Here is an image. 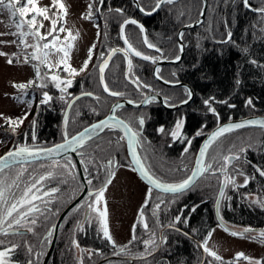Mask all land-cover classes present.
<instances>
[{"label":"trees","instance_id":"obj_1","mask_svg":"<svg viewBox=\"0 0 264 264\" xmlns=\"http://www.w3.org/2000/svg\"><path fill=\"white\" fill-rule=\"evenodd\" d=\"M138 2L145 10H151L156 0ZM98 3V0H93L91 4V19H94L99 28L98 38L94 44L99 50L97 55H93L92 61H89L90 70L80 72V68L77 70L79 74L74 77L62 70H54L58 71L62 79L73 81L67 92L63 93L65 99H59L61 92L55 93V88L54 90L48 87L47 92L53 100L42 105L41 95L34 98V105L37 107L27 112L26 119H23V123L19 124L15 131L7 121L0 125L2 137L7 135L10 137L8 134L10 132L11 136L23 141L27 139L28 146L36 147L62 140L64 138L62 120L67 102L73 95L85 90L91 91L93 95L80 97L73 102L67 113L68 123L64 128L68 135L103 116L113 100L119 97L129 98L131 101L140 100L144 95L141 92L144 91L160 93L164 101L168 98L167 104L187 99L186 87L162 84L151 74L153 64L151 61L131 57L133 62L131 78L137 75L141 84V87L137 88L124 76L126 59L122 53L112 57L105 71V82L112 91H119L124 95L111 96L101 87L97 66L102 59V53L105 56L111 47L121 44L119 26L129 17L136 18L144 25L149 42L155 44L161 51L147 48L138 26L129 24L125 28V33L137 50L157 58L176 57L180 51L176 32L183 24L193 21L202 6V0H175L172 4L164 3L154 14L148 16L141 15L135 9L132 0H104L97 6ZM249 4L251 7L247 8L242 0H208L204 21L199 26L182 32L185 50L181 61L159 67V76L172 81L181 80L191 86L194 97L189 103L180 108L167 109L152 101L153 103H149L145 108L123 106L115 111L134 131L141 128L138 118L141 116L144 118L145 123L140 135L146 141H142L141 148L146 144L149 146V155L144 160L163 182L177 183L189 175L201 140L215 125L246 115L264 114V16L253 10L264 7V0H249ZM117 8L123 9V13H117L115 11ZM229 32L232 34L230 40L227 35ZM144 84L150 87H142ZM35 87H29L28 90ZM96 97H99V100ZM208 99L212 100V107L216 109L215 114L204 104ZM249 99L250 105L247 103ZM24 117L25 115L21 118ZM181 118L184 119L182 134L180 138L174 140L170 132L174 129L176 121ZM160 127L164 128L163 133L158 131ZM198 132L201 134L197 135ZM33 133L35 139L32 138ZM120 137L119 129L105 128L98 136L79 148L78 154L86 178L92 180L89 185L96 187L102 185L107 173V169L102 166L109 160L114 161V171L124 165L131 166L125 141L119 140ZM188 141H191V144ZM215 146L238 152L240 159L235 160L232 166H238L236 170L246 174L248 178L246 185L241 182L235 187L225 189V196L221 199L219 207L222 219L233 226L264 229V207L257 203V200L248 197L254 194L258 201L264 202V176L256 170L257 168L264 170V128L244 127L226 133L210 146L206 159L207 156L210 157ZM186 147L187 152L184 151ZM241 148L246 151L240 153ZM4 149L5 147L1 150ZM141 155L143 156L142 153ZM64 160L66 162L69 158ZM50 161L46 167L49 166L50 171L56 175L43 182V187L64 190L54 194L55 198L48 206L51 211L46 212L48 219L39 217L33 232L0 235V239L5 241L3 247H11L13 243L18 245L9 259H18L22 263L31 259L35 260L36 264H41L50 242L48 231L54 225L59 211L74 198L82 186L76 166L69 176L64 171H58V166L53 164V160ZM206 161L208 162L205 160V163ZM41 162L47 161L32 162L22 165L21 168L33 169ZM21 168H16V171ZM38 174L35 173L34 178H38ZM222 178V172L212 168L200 176L194 186L183 194L174 196L154 192L155 195L162 194L165 199L160 208L155 209L160 199L152 203L154 197L152 195L148 200L150 204L147 202L144 206L147 209V229L139 224L134 232L137 239L132 240L131 236L127 243L116 244V247L103 237L95 220L89 226L81 221L82 213L79 209L80 214L73 217L72 223L59 228L48 264H81V261L82 264H129L127 259L114 254L119 247L125 245L127 246L125 253L135 257L131 264H199L202 243L218 224L214 213V201ZM71 188L76 189L75 193L62 201L63 193ZM193 208L195 211H192ZM177 215L181 216L179 222L175 221ZM170 223L174 224V227H168ZM149 239H154L157 245L154 250L152 245L147 246L151 255L146 254V246L143 243ZM74 240L78 242L79 247L73 244ZM28 246L33 249L31 254L27 251ZM261 260H264V257ZM213 264L220 262L213 261Z\"/></svg>","mask_w":264,"mask_h":264},{"label":"snow or ice","instance_id":"obj_2","mask_svg":"<svg viewBox=\"0 0 264 264\" xmlns=\"http://www.w3.org/2000/svg\"><path fill=\"white\" fill-rule=\"evenodd\" d=\"M99 3H103L104 0H98ZM172 4L174 0H156L154 6L151 11H146L144 7H142L139 2H137V7L141 12H144L146 15H151L153 12L160 9V7L164 4ZM242 3L245 7L250 8L249 0H242ZM89 11L85 15L84 18L91 19L92 18V5L89 4ZM7 10L10 14V19L12 20V25L16 32L9 33L12 35H18L21 38L27 37L31 35L36 43L29 45L25 39H21V43L24 48H32L33 51L31 54H26L24 57V62L28 63L30 61H37V64H34L36 79L41 81V83L37 84L36 80H30L27 83H19L14 84L13 87L25 90L29 87L36 86L39 88H46L47 83L46 80H50V82L54 85L56 89H59L61 92V96L59 99L64 100L65 97L63 93H66L68 88L71 87L73 81L72 79H62L58 74V71L54 70H62L67 72L70 76L78 75V71L71 66L69 63L71 49L74 47V42L78 38V33L73 34L70 29H66L63 26L64 18L67 16V7L63 3V0H52L50 6H40L39 0H0V11ZM57 10V11H54ZM261 13L264 16V7L254 9ZM117 13L122 14L123 9L117 8L115 9ZM51 13V14H50ZM44 21H49L51 27L48 29L47 33H42L41 29L44 26ZM137 25L140 32L144 33L145 29L142 24H139L135 19H124L120 24V36L124 41L126 47L123 48H112L107 54V58H103L104 54H101L102 63L99 64V79L100 83L103 86L104 92L108 93L111 96L119 97L124 95V93L119 91H112L108 84L105 82V69L108 68L109 62L112 57L117 53H123L126 61H127V73L126 77L131 80V83L135 84L137 88L141 87L138 78L132 79V69L133 62L130 58L131 55L136 57H140L145 61H151L153 64L156 63L157 57L145 55L143 52L137 50L133 44L129 41L128 36L125 33V28L127 25ZM25 27L27 31H25ZM67 32V35L64 37L63 42L60 39L58 33ZM228 39H231V32L228 34ZM180 38H183V33L179 34ZM51 37V39H49ZM15 42V41H13ZM43 42V43H41ZM143 43L149 49H155L157 52L161 50L153 43L149 42L147 35L143 36ZM95 48V44H93L89 48L88 59L84 61L82 68L79 70L83 72L88 68L89 61L92 59L93 50ZM179 50L183 51V45L179 46ZM0 55H7L6 53L0 52ZM15 55V54H13ZM52 56L58 57L54 62L51 59ZM175 59L178 61L180 56L177 55ZM9 64L13 63V60L10 58L7 61ZM252 63H256V61H252ZM41 66H44L48 71L42 74ZM160 69H156V74L159 75ZM49 73H51L49 75ZM144 88L150 87V85L144 84L142 85ZM185 93L187 99L181 100V104H187L189 100L192 98V92L185 88ZM86 96H92L93 93L87 92L83 93ZM77 97L76 99H78ZM99 100V97H96ZM156 99L153 97H146L142 103H151ZM53 100V97L47 92L44 91L42 93V99L40 100V104L46 105L50 101ZM129 104L133 103V101H128ZM165 103H168V98H165ZM249 105L251 104V100L249 99L247 102ZM204 104L208 106V110L212 113H216V109L212 107V100L208 99L204 101ZM170 107H176L175 104H169ZM72 104L68 103V108H71ZM123 107L121 104H116L112 108V115L108 116L106 119L99 121L98 123L92 124L90 127H86L82 132L77 133L76 135H72L69 137L67 131L64 132V142L60 144H56L54 147L49 148H32L27 145L18 146L14 150H10L5 157H0V173H3L6 168H10L12 164L16 163L18 159L27 160L29 158L38 159L42 153L46 154H58L60 151H67L71 149L72 151H76L78 148H81L85 145L88 140H91L92 137L97 134V130L103 131L105 128L115 130L121 129L124 132V135L119 138V140L127 139V148L128 152L131 156V166L133 171H139L140 175L148 182L151 186L148 188V192L146 195V201L151 199L153 189H159L165 193H172L174 196L183 194L185 191L190 190L192 186H194V182L197 177L202 176L204 173L212 170V165L205 163V156L210 148L216 141H218L221 137H223L226 133H230L236 129L244 128L246 126L258 125L261 128H264V120H247L240 123H231L227 125H223L218 127L215 131H213L209 138L205 141L203 147L200 149L199 156L196 159V167L192 170L191 175L187 176V178L181 180L177 183H166L163 182L160 178H158L155 173L151 171L150 166H147L144 162V159L137 152V145L140 144V133L139 131H134L130 124L123 119L118 118L115 115L116 109ZM27 113L24 118L20 119H12L10 117L5 118L7 123L11 126L12 130L19 126V124L23 123V119H26ZM65 126L68 123L67 114L64 117ZM144 118L141 116L138 118V124L141 126L144 125ZM184 127V119H178L175 123L174 129L170 132V136L175 140L181 137L182 129ZM159 132L163 133L164 128L160 127L158 129ZM201 133H197L200 135ZM33 139H35V134L33 133ZM119 143V141H117ZM191 144V141H188ZM185 152L188 151L186 147L184 149ZM246 149L241 148L240 153H243ZM84 155L83 153H80ZM224 165L219 169L221 172H225V179L223 181V186L220 189L219 197H224V188L227 187L228 184H234V181L228 177L225 169L227 164L231 163L233 160H239V154H232L229 156H223ZM83 162V161H82ZM91 161H89L90 163ZM54 165L58 167H62L65 170V173L69 176L72 175V169L75 168V165L70 161H66L62 165H59L57 162H53ZM114 161L109 160L106 165H103L105 169H107L106 178L102 182V186L95 192H89V196L94 195V201L87 205L90 213L88 215V219H91V213L97 214V219L100 224V229L103 233V237L112 243L114 247H116L115 241L113 240L112 235L110 234L109 225H108V209L107 202L105 200V192L107 190V186L111 184L112 178L115 176V171L113 169ZM261 176H264V170L257 168L256 169ZM26 169L21 168L14 179H12L11 183H6L4 179H0V234L7 236L10 232L13 234H19L20 228L26 229L27 232H33L34 226L38 222L39 217H43L45 220L48 219L46 212L51 211L48 207L52 200L55 198L54 194L59 191L58 188H51L50 190H43V182L48 180L49 178L54 176L53 171L47 172L46 175H40L38 178L31 179L30 182L24 183L23 188H21V177ZM85 171H87V167H85ZM62 173V174H65ZM74 178V177H73ZM88 184L92 183L91 179L87 180ZM245 185L248 183V178H245ZM13 188L19 190V194L13 191ZM159 199V198H158ZM104 202L103 209H101L100 204ZM39 202V203H37ZM260 203L262 207H264V202L256 201ZM164 203L163 199H160V203L155 205V209H159L160 205ZM220 200L217 199V205H219ZM43 207H42V206ZM195 211V208L192 209ZM154 215L156 212L154 211ZM222 219V217H221ZM181 220V216L177 215L175 217V221L179 222ZM138 221L144 224V227L147 229L148 225L144 221V212L143 208H141ZM6 225V227H5ZM56 226L52 225L54 229ZM168 227H174V224L170 223ZM135 230V226L133 228ZM225 231H229L227 228ZM254 230L251 228H244L243 231H231L230 234L232 236H240L243 237L245 233L253 232ZM47 235L50 237L52 235V230H49ZM153 236L155 233L152 234ZM211 236V232H209V237ZM257 237H252V239H256ZM259 238L264 241V230L259 232ZM137 237L133 235L132 240H136ZM132 241H129L131 243ZM146 246V254L151 255V251L147 249L148 245L153 246L154 248L157 246L156 241L154 239H149L143 241ZM5 241L0 239V264H10V260L8 259L10 254L13 253L18 247L17 244H11V247H3ZM73 244L76 247H79L77 241H73ZM203 251L210 257L214 258L215 261H219L220 264H237V262L241 259L248 261V264H264V260L261 259H253L249 256H246L243 252H238L235 254V257L231 261H224L223 258L217 254L216 251L209 249L207 246V240H205L202 245ZM127 246L119 247V250L114 253L116 255H120L121 253H125ZM28 253H32L33 249L31 246L27 248ZM144 255V254H141ZM28 264H34V261L31 259L28 261ZM82 264V261H81ZM211 264V261L208 262Z\"/></svg>","mask_w":264,"mask_h":264},{"label":"rangeland","instance_id":"obj_3","mask_svg":"<svg viewBox=\"0 0 264 264\" xmlns=\"http://www.w3.org/2000/svg\"><path fill=\"white\" fill-rule=\"evenodd\" d=\"M51 3H52V0H39L40 6L51 4ZM63 3L67 7V16L64 18L63 26L66 29H70L74 35L77 33L79 34L77 40L74 42V47L71 49L70 60H69V63L71 64V66L75 68L76 70H78L82 68L84 61L88 59L89 48L94 44L96 38H98L99 28L96 25L94 19L84 18L85 15L89 11L88 6L89 4L93 3V0H63ZM133 5L135 9L137 10L136 5L134 3ZM97 6H99V3L97 4ZM200 10L197 13V16L193 19V21L198 17ZM206 14H207V11H206ZM12 23L13 22L10 19V14L8 13V11L7 10L0 11V52L7 54V55H0V125L6 121L5 118L7 117H10L12 119L16 117L21 118L29 110L35 109L37 105L36 104L34 105L35 101H33V99L40 95L42 99V93L44 91H47L48 87H51L53 89L55 88L54 85L50 82V80L45 81L47 83L46 88L35 87V89L33 90H28V88L25 90H21V89L13 87L14 84L25 83L30 80H34L36 78V74H35V68L33 67V65L37 64L38 62L37 61H30L28 63L24 62L25 55L31 54L33 49L24 48L23 44L20 42L21 39H25L29 45L36 43V41L31 35L21 38L18 35L9 34V33L16 32V29L13 26H11ZM50 27H51L50 22L44 21V26L41 29V32L46 34ZM24 30L27 31V28L25 27ZM58 35L60 36V39L63 42V39L67 35V32L58 33ZM99 46H100V43H99ZM98 50H99V47L96 48V45H95L92 57L93 55L98 54ZM10 58L13 60L12 64H9L7 62L8 59ZM51 59L54 62L56 59H58V57L52 56ZM92 59L90 61H92ZM89 70H90V66H88V68L85 71H89ZM46 71L47 69L44 68V66H41L42 74ZM35 80L37 84L41 83V81L37 79ZM57 92H60L59 89L55 90V93ZM82 92H91V91L85 90ZM56 98L58 97L56 96ZM2 136L3 134L0 132V153L1 154L4 153V151L8 147H11V145L16 148L18 146H24L26 144L27 145L29 144V141L27 139L23 141L19 138H16L15 136H12L10 139L7 137H2ZM140 145H143V144L140 143ZM46 146H49V145H46ZM46 146H42V147H46ZM4 147L5 149L1 150ZM148 150H149V146L147 144L140 149V152L143 154L142 156L143 158L148 157L149 155ZM212 150L213 151L210 153V157L208 158L207 156V159H206V156H205V160H208V162L206 161L207 162L206 164L212 165V168H215L216 170H219L221 166L224 165L225 162L222 159L223 156H229L231 154L238 153V152H232L230 150L223 149L221 148V146H215V149H212ZM55 159H58V158H55ZM55 159H50V160H53L57 162L58 164L65 163L64 158H63L64 161L55 160ZM50 160H46L47 162L38 163L36 166L33 167V169L32 167L31 168L27 167L25 171L27 178L25 181L30 182L31 179H34L35 173H39L38 176L43 175L44 173L47 174V172L50 171V167L49 166L46 167V166L48 162H51ZM39 161H42V160H39ZM39 161H34V162H39ZM234 161L235 160H233V162ZM233 162L229 165L227 164L225 171L228 177H230L234 181V184H231V183L228 184L227 187L224 188V192H225V189L226 190L228 189V187L232 188V187H235V185H237L238 183L244 182L245 178L247 177L246 174L236 170V168L238 169V166H234V167L232 166V164L234 165ZM30 163L32 162L15 163L13 165H20V164L27 165ZM231 166H232V170L230 169ZM131 169L132 168L128 165L126 166L124 165L123 167L119 168L117 172L115 173V176L112 178L111 184L107 186V190L105 192V200L107 202V209H108V225H109L110 234L112 235L115 243L119 245H123L124 243L128 242V239L130 238L132 234L131 231L133 229L134 218H136V214H138L137 208L142 203V200H143L142 198L145 197L146 188L143 182L135 176L133 170ZM27 170H32V171L27 172ZM58 171L65 172V170L62 167L61 168L58 167ZM168 174H170V172ZM222 174H223V178L221 180H224L225 172H222ZM54 175L56 174L54 173ZM6 181L8 183L11 181V179L7 177L5 182ZM81 184L82 186L81 188L78 189V192L74 196V198H76L80 194V192L83 190L82 181H81ZM95 187L96 186L88 185V188H87L88 190L82 198L86 200V203L87 202L92 203L94 201V198H95L94 195L90 197L88 191H93ZM138 188H140V194H138ZM75 191L76 189L74 190V193ZM71 194H72L71 190L68 189L65 193H63L62 196L67 199ZM248 197L250 199H254L257 201L259 200L254 194H250L248 195ZM223 198L224 197H222V199ZM80 201L81 200H79L77 204L83 206L80 203ZM68 205L69 204H67L64 207V209ZM103 206H104V202L102 201L100 204L101 209H103ZM86 208L87 207L85 206L83 207V210H82L83 214H85ZM73 211L74 209H71L68 212L69 214L64 217V220H67L69 218L70 213H73ZM89 213H90V210H88L87 216L89 215ZM91 220H95L99 224V221L97 219V214L91 213ZM121 223L124 226V229H123L124 231L122 230L119 232L116 227L118 226V224L120 225ZM233 227L240 229V230L244 229V227H241V226H233ZM51 230L54 231L52 227H51ZM261 230H264V229H254L253 232L245 233L243 237L232 236L230 232L225 231V229H223L219 224H217L211 231V236L209 237L208 235V237L205 240H207V246L209 247V249L216 251L217 254L223 258V260H233L235 257V254L238 252H243L246 256H249L253 259H261L262 257H264V241H262V239L259 238V232ZM11 234L13 233H9V235ZM57 235H58V232H57ZM51 237L52 236H50V239H52ZM252 237H257V238L252 239ZM35 239H37V237H35ZM56 240H57V237H56ZM204 242L202 243V245L204 244ZM202 250H203V247H202ZM46 252H45V255H46ZM45 255L43 257V260L45 258ZM50 255H49V258L51 257ZM200 259L201 260L199 264H208L209 261H211V264H213V261H215L214 258L208 256L204 251L202 252ZM132 261L133 260L131 259L129 261V264H131ZM10 264H13V263H10ZM237 264H248V261L241 259L237 262Z\"/></svg>","mask_w":264,"mask_h":264},{"label":"water","instance_id":"obj_4","mask_svg":"<svg viewBox=\"0 0 264 264\" xmlns=\"http://www.w3.org/2000/svg\"><path fill=\"white\" fill-rule=\"evenodd\" d=\"M133 1V3L136 5V7H137V0H132ZM175 1V0H174ZM202 8H201V10H200V13H199V15H198V17L194 20V21H192V22H190V23H187V24H184V25H182L178 30H177V33H176V38H177V41H178V45L180 46V45H183V51H180V54H179V56H180V59L183 57V54H184V50H185V44H184V42H183V40L180 38V36H179V34L180 33H182L184 30H186V29H190V28H195V27H197L202 21H203V19H204V17H205V13H206V9H207V5H208V0H202ZM137 10L140 12V14H142V15H145V16H148V15H146L144 12H141L139 9H138V7H137ZM151 11V10H150ZM156 12V11H155ZM155 12H153L152 14H154ZM151 14V15H152ZM129 19H131V18H129ZM139 23V22H138ZM139 24H141V23H139ZM145 35V32L144 33H142V36H144ZM122 39V38H121ZM122 41H123V39H122ZM123 43H124V41H123ZM125 45V44H124ZM125 47H126V45H125ZM113 48H120V47H113ZM123 54V53H122ZM105 58H107V55L105 56ZM140 58V57H139ZM180 59L178 60V61H180ZM111 61V60H110ZM176 59H171V60H166V59H159L155 64H154V66H153V74H154V76H155V78L157 79V80H159L160 82H162V83H165V84H168V85H177V84H180V85H186L185 83H181V82H168V81H166V80H164V79H162L161 77H159L157 74H156V68H157V66H159V65H161V64H166V63H176V62H178ZM102 63V62H101ZM110 63V62H109ZM125 67L127 68V61H126V64H125ZM100 75V74H99ZM99 81H100V79H99ZM101 84V83H100ZM186 86H188V85H186ZM101 87H102V89H103V86H102V84H101ZM188 88H189V90L192 92V94H193V90H192V88L190 87V86H188ZM104 91V90H103ZM83 93H87V92H80V93H78V94H76V95H74L72 98H70V100H69V102L68 103H71V104H73V102L75 101V100H77L76 98L77 97H82V96H86V95H83ZM106 93V92H105ZM108 94V93H107ZM153 97V96H155L156 97V99L165 107V108H168V109H176V108H180V107H182V106H184V105H186V104H181L180 102L179 103H176L175 105H176V107H170L169 105H166L164 102H163V98L161 97V96H159V95H157V94H149V95H147V96H145L144 98H143V100L146 98V97ZM192 98H193V95H192ZM192 98H191V100H192ZM142 100V101H143ZM191 100H189V102L191 101ZM128 101H131V100H129V99H127V98H118L117 100H115L112 104H111V106H110V108H109V110H108V112H107V114L106 115H104L103 117H101V118H99L98 120H96V121H93V122H91L90 124H87L86 126H84L83 128H81L80 130H78L75 134H73V135H76L77 133H79V132H82L86 127H90L92 124H95V123H98L99 121H101V120H104V119H106L108 116H110V115H112L113 113H112V108H113V106L114 105H116V104H121V105H123V106H130V107H139V106H142V105H144L145 103H142V101L141 102H139V103H135V102H133V103H131V104H129L128 103ZM188 102V103H189ZM68 103H67V105H66V108H65V111H64V113H63V120H62V132L64 133L65 131H64V127H65V123H64V117H65V114H67L68 113V111H69V109L70 108H68ZM116 115V114H115ZM117 116V115H116ZM118 118H120V119H122L121 117H119V116H117ZM247 120H264V114H253V115H246V116H243V117H239V118H233V119H229V120H225V121H223V122H220V123H218L217 125H215L211 130H209V132H207V134H205V136L203 137V139L201 140V142H200V145H199V147H198V149H197V151H196V154H195V157H194V161H193V166H192V169H191V171H190V173H189V175H191V172H192V170L196 167V159L198 158V156H199V152H200V149L203 147V145H204V143H205V141L209 138V136H210V134L213 132V131H215L218 127H220V126H223V125H227V124H231V123H240V122H244V121H247ZM246 127H259L258 125H253V126H246ZM120 130V132L122 133V135H124V132H123V130H121V129H119ZM101 131L100 130H97V134H95L92 138H94L95 136H97L99 133H100ZM69 137H71V136H69ZM64 142V139L63 140H61V141H59V142H56V143H54V144H51V145H49V146H46V147H40V148H49V147H54L56 144H60V143H63ZM125 144H126V151H127V156H128V159H129V161L131 162V156H130V154H129V152H128V148H127V139L125 138ZM12 150H14V149H12ZM9 151H6V152H4V153H2L1 155H0V157H5L6 159H7V156H6V154L8 153ZM137 152L139 153V151H138V148H137ZM67 155H73L74 156V158H75V160H76V163H77V167H78V171H79V175H80V179H81V181L83 182V190L80 192V194L76 197V198H74L73 199V201L72 202H70L69 203V205L58 215V217H57V219H56V221H55V228H54V231H53V235H52V239H51V241H50V244H49V247H48V250H47V252H46V255H45V258H44V260H43V264H46L47 263V260H48V258H49V255H50V253H51V251H52V249H53V246H54V244H55V241H56V237H57V232H58V227H59V225H60V222H61V219H62V217L64 216V214L66 213V211L71 207V206H73L75 203H77L78 201H79V199L86 193V191H87V188H88V185H87V183H86V180H85V178H84V174H83V170H82V167H81V164H80V161H79V158H78V156H77V154H76V151H72L71 149H69V150H67V151H64V150H62V151H60L58 154H56V153H53V154H46V153H42L41 155H40V157L38 158V159H33V158H29V159H27V160H23V159H18L17 160V162L16 163H26V162H34V161H39V160H50V159H55V158H62V157H65V156H67ZM232 155V154H231ZM205 159V158H204ZM233 162V161H232ZM231 162V163H232ZM231 163H229V164H231ZM15 164V163H14ZM228 164V165H229ZM13 165V164H12ZM136 172V174L138 175V177L140 178V180L143 182V183H145V184H147V185H149L148 184V182L140 175V173H139V171H135ZM188 175V176H189ZM200 177V176H199ZM199 177H197V179L199 178ZM187 178V177H186ZM196 179V180H197ZM223 181L224 180H221V182H220V186H219V189H218V192H217V195H216V199H215V202H214V213H215V217H216V220H217V223L223 228V229H228L229 231L228 232H231V231H243V230H240V229H237V228H235V227H233V226H231V225H229L228 223H226L223 219H221V214H220V210H219V207H220V203H219V205H217V199L219 198V200H220V202H221V197H219V192H220V189H221V187L223 186ZM196 182V181H195ZM194 182V183H195ZM150 186V185H149ZM156 190H158L159 192H163V191H161V190H159V189H156ZM89 192H94V191H89ZM163 193H165V192H163ZM251 229H253V228H251ZM254 230V229H253ZM22 230H19V232H21ZM200 245H201V243H200Z\"/></svg>","mask_w":264,"mask_h":264},{"label":"flooded vegetation","instance_id":"obj_5","mask_svg":"<svg viewBox=\"0 0 264 264\" xmlns=\"http://www.w3.org/2000/svg\"><path fill=\"white\" fill-rule=\"evenodd\" d=\"M152 74V73H151ZM139 76V75H138ZM152 76H153V74H152ZM154 77V76H153ZM161 77V76H160ZM162 79H164V80H166V81H168V82H183V81H181V80H177V81H172V80H169V79H166V78H163V77H161ZM157 80V79H156ZM159 81V80H158ZM162 83V82H161ZM162 84H165V83H162ZM165 85H168V84H165ZM168 86H181L180 84H177V85H168ZM141 93H144V95L143 96H141V99L140 100H135V101H133V102H135V103H139V102H141L142 100H143V98L145 97V96H147V95H149V94H157V95H159V96H161L160 95V93H158V92H141ZM152 97V96H151ZM162 97V96H161ZM119 98H125V97H119ZM163 98V97H162ZM116 99H118V98H116ZM116 99H114L113 101H115ZM127 99H129V98H127ZM130 100V99H129ZM154 101H156V102H158L162 107H164L157 99H155ZM153 101V102H154ZM152 102V103H153ZM163 102L165 103V101H164V99H163ZM113 103V102H112ZM111 103V104H112ZM177 103H179V102H177ZM148 104L149 103H147V104H144V105H142V106H139V107H134V108H145V107H147L148 106ZM166 104V103H165ZM174 104H176V103H174ZM166 105H169V104H166ZM168 109V108H167ZM109 110V109H108ZM108 112V111H107ZM107 112L104 114V115H106L107 114ZM116 114V113H115ZM103 115V116H104ZM117 115V114H116ZM103 116H101V117H103ZM117 116H119V117H121L123 120H125L122 116H120V115H117ZM101 117H99V118H101ZM98 118V119H99ZM98 119H96V120H98ZM96 120H94V121H96ZM126 121V120H125ZM127 122V121H126ZM90 124V123H89ZM84 127V126H83ZM81 129V128H80ZM79 129V130H80ZM78 131V130H77ZM76 131V132H77ZM120 131V130H119ZM136 131H139V133L141 132V128H139L138 130H136ZM102 132V131H101ZM100 132V133H101ZM99 133V134H100ZM9 134V136L10 137H8V135L6 136L7 138H11L12 136H11V134H10V132L8 133ZM62 134L64 135V133L62 132ZM73 134V133H72ZM98 134V135H99ZM97 135V136H98ZM121 136H123L122 135V133H121ZM96 137V136H95ZM94 137V138H95ZM64 139V138H63ZM62 139V140H63ZM93 139V138H92ZM139 139H140V143H142V141H146L141 135L139 136ZM61 141V140H60ZM89 141V140H88ZM87 141V142H88ZM57 142H59V141H57ZM27 145V144H26ZM28 146V145H27ZM29 147H32V148H40V147H36V146H29ZM126 147V146H125ZM141 147V145L140 144H138L137 145V148H138V151H139V154H140V156L142 157V155H141V152H140V148ZM12 149H15V147H13L12 145H11V147H8V149L6 150V151H10V150H12ZM5 152V151H4ZM78 152H79V148L76 150V154H77V156H78V158H79V154H78ZM127 152V151H126ZM128 157V156H127ZM63 158L65 159V158H69V160L76 166V168H77V171H78V167H77V163H76V160H75V158H74V156L73 155H67V156H65V157H62V158H58V159H55V160H62V161H64L63 160ZM143 158V157H142ZM79 161H80V158H79ZM144 162H145V164L148 166V163L146 162V160H144ZM80 164H81V167H82V170H83V166H82V163H81V161H80ZM23 164H20V165H12L10 168H6L5 170H4V172L3 173H0V179H4V180H6L7 179V177L8 178H10L11 179V181H12V179H14L15 178V176H16V174H17V172L18 171H16V168H21V166H22ZM121 167H123V166H121ZM121 167H119V168H121ZM131 168H132V166H130ZM118 168V169H119ZM117 169V170H118ZM117 170L115 171V173L117 172ZM132 170V169H131ZM134 172V174H135V176L138 178V179H140L139 177H138V175L136 174V172L135 171H133ZM78 174H79V171H78ZM83 174H84V178L86 179V182H87V178H86V175H85V173H84V170H83ZM26 178H27V176H26V172H24L23 173V175H22V177H21V181H20V183H21V188H23V186H24V183H26ZM80 178V177H79ZM11 181L10 182H8V183H11ZM6 183H7V181H6ZM144 184V183H143ZM89 185V184H88ZM102 186V185H101ZM101 186H98V187H95V189H93V191L94 192H96ZM144 186H145V188H146V190H145V197L144 198H142L143 200H142V203L139 205V207L137 208V210H138V214H136V218H134V224H133V228H134V226H135V230H133L132 229V231H131V236H133V234H134V232L136 231V227L137 226H139V224L140 225H144L143 223H141V222H139L138 221V216H139V213H140V210H141V208H143V212H144V221L147 223V218H146V212H147V209L144 207L145 205H146V203H145V201H146V195H147V192H148V187L144 184ZM59 189V188H58ZM43 190H50L49 188H45V187H43ZM60 190H64V189H59V191ZM71 190V192L74 194V188H71L70 189ZM88 190V189H87ZM13 191L14 192H17V194H19V190L18 189H15V188H13ZM87 192V191H86ZM88 193H89V191H88ZM159 193H161V192H159ZM86 194V193H85ZM84 194V195H85ZM83 195V196H84ZM152 195H154V197H153V199H152V203L153 202H155L158 198L159 199H165V197H162V196H160V194L159 195H155L154 194V192H152ZM83 196L79 199V200H81L80 201V203L83 205V206H81V205H79V204H75V205H73L70 209H68V211L64 214V216L62 217V219H61V222H60V225H59V228H61V226L62 225H64V224H66L67 225V223H72V219H73V217L74 216H77V214L79 213L78 212V210L79 209H81V213H82V210H83V207L85 206V207H87V205L89 204L88 202L86 203V200H84V199H82L83 198ZM74 199V198H73ZM72 199V200H73ZM62 201H64L65 200V198L63 197L62 199H61ZM72 200H70L67 204H69ZM37 203H39V202H37ZM149 204H150V202H148ZM151 203V204H152ZM67 204H65L64 206H63V208L59 211V213H58V215L60 214V212L64 209V207L67 205ZM71 209H74V211H73V213H70V215H69V218L67 219V220H64V217L66 216V215H68L69 213V211L71 210ZM85 210V209H84ZM88 207L86 208V211H85V214H83L82 213V218H81V221L83 222V223H86V225L87 226H89V225H91L92 223V221L93 220H91V219H88V216H87V212H88ZM80 214V213H79ZM58 215H57V217H58ZM57 217H56V219H57ZM55 219V220H56ZM55 222V221H54ZM97 223V222H96ZM163 224V223H162ZM97 225H98V223H97ZM5 227H6V225H5ZM99 227H100V225H99ZM58 228V229H59ZM22 231L21 232H19V233H27V231H26V229H24V228H20ZM11 233V232H10ZM52 233H53V231H52ZM1 236H2V234H0ZM53 235V234H52ZM51 235V236H52ZM0 236V237H1ZM58 236V235H57ZM131 236H130V238H131ZM52 238V237H51ZM129 238V239H130ZM128 239V240H129ZM50 241H51V239H50ZM50 243V242H49ZM115 244H117V243H115ZM55 245V244H54ZM53 249H54V246H53ZM0 250H3L2 248H0ZM52 252H53V250H52ZM52 252H51V254H52ZM51 256V255H50ZM117 257H121V258H123V259H128L129 261L132 259H134L135 257L134 256H132V255H130V254H126V253H124V254H121V255H117ZM10 258V257H9ZM8 258V259H9ZM50 259V258H49ZM49 259H48V261H49ZM10 260V263H13V264H28V261H26L25 263H22V261H20V260H18V259H9ZM48 261H47V263L46 264H48Z\"/></svg>","mask_w":264,"mask_h":264},{"label":"bare ground","instance_id":"obj_6","mask_svg":"<svg viewBox=\"0 0 264 264\" xmlns=\"http://www.w3.org/2000/svg\"><path fill=\"white\" fill-rule=\"evenodd\" d=\"M133 2V1H132ZM137 2H138V0H137ZM207 8H208V5H207ZM146 11H150V10H146ZM206 11H207V9H206ZM139 12V11H138ZM206 14V13H205ZM142 15V14H141ZM144 16V15H143ZM129 18H131V19H135V20H137L136 18H134V17H129ZM129 18H126V19H129ZM204 19H205V17H204ZM204 19H203V21H204ZM139 23H141L139 20H137ZM202 21V22H203ZM123 22V21H122ZM121 22V23H122ZM201 22V23H202ZM200 23V24H201ZM142 24V23H141ZM199 24V25H200ZM143 25V24H142ZM198 25V26H199ZM137 26V25H136ZM144 26V25H143ZM145 29V28H144ZM179 29V28H178ZM190 29H192V28H190ZM141 33V32H140ZM177 33V32H176ZM119 35H120V26H119ZM145 35H146V32H145ZM120 38H121V36H120ZM141 38H142V40H143V36H142V33H141ZM113 47H120V48H123V47H125V45H124V43H123V41H122V39H121V44L120 45H117V46H113ZM113 47H111L110 49H112ZM110 49L107 51V53L105 54V56L108 54V52L110 51ZM145 54V53H144ZM179 54H180V51H179ZM178 54V55H179ZM145 55H148V54H145ZM105 56L103 57V58H105ZM131 57L132 58H136V59H140V60H143L142 58H139V57H136V56H134V55H131ZM130 57V58H131ZM159 59H166V60H171V59H175V57H173V58H166V57H158L157 58V61L159 60ZM182 59V58H181ZM181 59H180V61H181ZM145 61V60H144ZM156 61V62H157ZM180 61H178V62H180ZM102 62V59H101V61L98 63V66H99V64ZM178 62H176V63H178ZM176 63H166V64H161V65H159V66H157V68H159L160 66H162V65H168V64H176ZM98 66H97V69H98V78H99V68H98ZM153 66H154V64H152V67H151V73L153 74ZM156 68V69H157ZM107 69V68H106ZM106 69H105V71H106ZM126 73H127V68L125 67V72H124V76H125V78L127 79V80H129V81H131L128 77H126ZM104 76H105V73H104ZM153 76H154V74H153ZM159 76V75H158ZM160 77V76H159ZM135 78H137V75H135V77L134 78H132V79H135ZM154 78H155V76H154ZM156 79V78H155ZM183 83H185L186 85H188V86H190L188 83H186V82H184L183 81ZM186 85H181V86H184V87H186L187 89H189L188 88V86H186ZM191 87V86H190ZM193 97H194V93H193ZM193 99V98H192ZM86 126V125H85ZM83 128V127H82ZM76 132H74L73 134H75ZM73 134H71V135H69V136H72ZM221 182V181H220ZM145 184V183H144ZM148 188L149 187H151V186H149V185H147V184H145ZM159 192L158 190H156V189H153V192ZM218 192V191H217ZM161 193H163V192H161ZM138 194H140V188H138ZM167 194H172V193H167ZM217 195V194H216ZM216 199V198H215ZM215 202V201H214ZM117 228V230L120 232V231H122L123 229H124V226H123V224L121 223L120 225L118 224V226L116 227ZM124 231V230H123ZM202 252H203V250H202ZM32 261H34V264H36V262H35V260H32ZM41 264H43V261L41 262Z\"/></svg>","mask_w":264,"mask_h":264}]
</instances>
